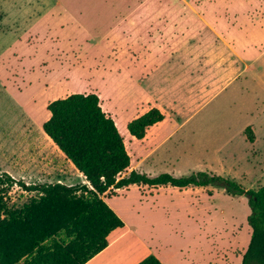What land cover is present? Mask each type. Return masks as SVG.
Returning <instances> with one entry per match:
<instances>
[{
    "label": "rangeland",
    "instance_id": "374dc122",
    "mask_svg": "<svg viewBox=\"0 0 264 264\" xmlns=\"http://www.w3.org/2000/svg\"><path fill=\"white\" fill-rule=\"evenodd\" d=\"M75 93L98 95L114 120L124 175L206 172L264 187V0H0V173L82 183L42 130L47 104ZM150 107L165 121L136 140L126 125ZM44 137L56 151L41 149ZM28 197L14 186L7 204ZM102 199L125 224L110 250L123 260L241 264L245 196L132 185Z\"/></svg>",
    "mask_w": 264,
    "mask_h": 264
},
{
    "label": "trees",
    "instance_id": "16d2710c",
    "mask_svg": "<svg viewBox=\"0 0 264 264\" xmlns=\"http://www.w3.org/2000/svg\"><path fill=\"white\" fill-rule=\"evenodd\" d=\"M49 118L42 124L53 142L87 185L60 182L27 184L0 173V264H85L103 251L113 237L125 232L124 222L102 199L112 190L129 186L151 188L216 187L229 196H245L250 209V239L241 264H264V187L244 189L221 176L197 172L184 177L162 173L154 177L130 166L114 120L105 113L98 95L71 94L47 104ZM155 107L129 121V135L142 140L147 130L162 122ZM247 141L253 142L250 126ZM20 188L29 197L8 206V193ZM136 264H163L149 254Z\"/></svg>",
    "mask_w": 264,
    "mask_h": 264
},
{
    "label": "crops",
    "instance_id": "0c3cea01",
    "mask_svg": "<svg viewBox=\"0 0 264 264\" xmlns=\"http://www.w3.org/2000/svg\"><path fill=\"white\" fill-rule=\"evenodd\" d=\"M37 1V0H36ZM37 4H38V2H37ZM140 17H141V15H140ZM156 17H158V16H154V18H156ZM152 16L149 18V21L151 22V20H157V21H159V19L158 18H156V19H154ZM134 19V18H133ZM137 19H139V18H137ZM152 25H150L149 27H151ZM130 27H134V28H136V27H138V24H136V23H134L133 24V26H131L130 25ZM151 108V107H150ZM150 108H148L147 110H149ZM158 109V108H157ZM147 110H145L144 111V113L147 111ZM160 110V109H159ZM161 111V110H160ZM161 113H162V111H161ZM143 114V113H142ZM163 114V113H162ZM164 115V114H163ZM164 121H165V116H164V119H163V121L162 122H160V123H157V124H155L154 126H152V127H150L148 130H147V132L150 130V129H153V128H155L156 126H158V125H161V124H163L164 123ZM147 132H146V134H147ZM146 134H145V137H146ZM144 137V138H145ZM143 138V139H144ZM142 139V140H143ZM140 141V140H139ZM44 143H45V145H42V148L41 149H46V147L47 148H49L48 147V144L50 143V141H48L47 139H46V137H44ZM51 145H52V143H50ZM49 144V145H50ZM39 145H41V144H39ZM46 146V147H45ZM53 146V145H52ZM52 149H54V151H56V148L53 146V148ZM58 151V150H57ZM59 152V151H58ZM60 154H61V152H59ZM63 157H64V155L63 154H61ZM65 158V157H64ZM68 161V160H67ZM41 169H45V168H41ZM42 170H40V173L42 174V172H41ZM20 173L19 174H22V178L24 177V178H26V170H24V169H22L21 171H19ZM76 172L78 173V175L82 178L83 176H81V174L76 170ZM83 180H84V178H82ZM18 180V179H17ZM19 180H23V179H19ZM24 181V180H23ZM56 182H60V183H63V184H65V182H61V181H56ZM67 185V184H66ZM126 231V230H125ZM125 233V232H124ZM123 233V234H124ZM123 234H121V235H117V236H115V237H113V239L111 240V243L103 250V251H101L99 254H97L96 256H94L92 259H90L87 263H85V264H136V263H138V262H136V263H132L133 262V259L136 257L135 255H133V257L130 259V260H123L122 259V257L120 256V255H117V254H112L111 252H110V250L113 248V246L114 245H116L121 239L119 238L120 236H122ZM145 258V257H144ZM142 260V259H141ZM140 260V261H141Z\"/></svg>",
    "mask_w": 264,
    "mask_h": 264
},
{
    "label": "water",
    "instance_id": "95a60500",
    "mask_svg": "<svg viewBox=\"0 0 264 264\" xmlns=\"http://www.w3.org/2000/svg\"><path fill=\"white\" fill-rule=\"evenodd\" d=\"M82 184L87 185L88 182L84 179V180L82 181Z\"/></svg>",
    "mask_w": 264,
    "mask_h": 264
},
{
    "label": "bare ground",
    "instance_id": "6f19581e",
    "mask_svg": "<svg viewBox=\"0 0 264 264\" xmlns=\"http://www.w3.org/2000/svg\"><path fill=\"white\" fill-rule=\"evenodd\" d=\"M82 176V175H81ZM83 178V177H82Z\"/></svg>",
    "mask_w": 264,
    "mask_h": 264
}]
</instances>
